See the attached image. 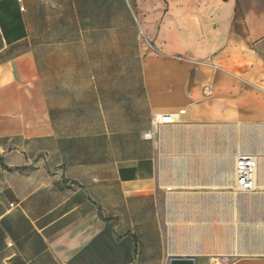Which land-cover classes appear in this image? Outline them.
I'll list each match as a JSON object with an SVG mask.
<instances>
[{"label": "crops", "instance_id": "0c3cea01", "mask_svg": "<svg viewBox=\"0 0 264 264\" xmlns=\"http://www.w3.org/2000/svg\"><path fill=\"white\" fill-rule=\"evenodd\" d=\"M49 12L69 62L117 63L69 70L92 113L67 123ZM186 257L264 264V0H0V264Z\"/></svg>", "mask_w": 264, "mask_h": 264}, {"label": "rangeland", "instance_id": "374dc122", "mask_svg": "<svg viewBox=\"0 0 264 264\" xmlns=\"http://www.w3.org/2000/svg\"><path fill=\"white\" fill-rule=\"evenodd\" d=\"M46 18H47V22L46 25H48L49 29L47 30V36L44 38L46 45H48L49 47H47V52L49 54L48 57L50 58L49 61L45 62V69L49 70V71H57V75L58 77H49L46 78V84L48 86V90L50 92L51 95H53V97H57L56 102L58 103V105L60 106V111H59V115L61 117L62 120L66 121L69 118H74L75 116L80 119V118H84L86 115V113L88 114V116H90V114L92 113V110L88 109L86 111L85 107H90V102H87L86 100V95L84 93H80L84 91V87L80 86L79 84L77 85V88H72L70 86V81H72V79H70L68 77V72L70 69L72 68H76V69H98V68H104L102 66H115L117 65V63H99V62H77L75 63H71L68 61V53H69V49L66 44H62V46H54V41L58 42H67V36L66 37H60V38H54L53 36V31H52V14L51 12H49L48 14H46ZM77 50L79 52V50H84L83 46L78 45L77 46ZM131 63H124V67L125 68H129L128 66ZM121 65V63H119V66ZM112 66V67H113ZM111 67V68H112ZM75 79H73L74 81ZM78 82L79 80L84 81V79H76ZM83 85V84H82ZM75 90H77V93L75 94ZM100 96V94L98 95ZM75 97V99H74ZM109 97L111 98L112 95H109ZM90 101V100H89ZM88 103V104H87ZM77 108V109H76ZM76 109V110H75ZM68 127H63V129H66Z\"/></svg>", "mask_w": 264, "mask_h": 264}, {"label": "built area", "instance_id": "2783aa9c", "mask_svg": "<svg viewBox=\"0 0 264 264\" xmlns=\"http://www.w3.org/2000/svg\"><path fill=\"white\" fill-rule=\"evenodd\" d=\"M207 90V89H205ZM184 110L176 113H156L152 116L151 124L155 128L165 125H171L178 121L179 117L184 114ZM149 133L145 134L149 138ZM257 172L256 158L251 154H238L235 163L236 192L247 193L255 189V176Z\"/></svg>", "mask_w": 264, "mask_h": 264}, {"label": "water", "instance_id": "95a60500", "mask_svg": "<svg viewBox=\"0 0 264 264\" xmlns=\"http://www.w3.org/2000/svg\"><path fill=\"white\" fill-rule=\"evenodd\" d=\"M169 264H196L195 259L186 257V258H171Z\"/></svg>", "mask_w": 264, "mask_h": 264}]
</instances>
